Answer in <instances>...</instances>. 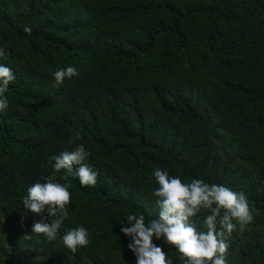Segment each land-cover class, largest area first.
<instances>
[{
	"label": "trees",
	"instance_id": "1",
	"mask_svg": "<svg viewBox=\"0 0 264 264\" xmlns=\"http://www.w3.org/2000/svg\"><path fill=\"white\" fill-rule=\"evenodd\" d=\"M0 48L15 75L0 111V264H136L120 229L158 219L155 167L243 192L253 221L231 234L227 264H264V0H0ZM68 66L79 75L54 86ZM78 144L95 186L52 168ZM48 175L71 193L54 241L23 204ZM78 226L90 243L73 254L62 237Z\"/></svg>",
	"mask_w": 264,
	"mask_h": 264
},
{
	"label": "clouds",
	"instance_id": "2",
	"mask_svg": "<svg viewBox=\"0 0 264 264\" xmlns=\"http://www.w3.org/2000/svg\"><path fill=\"white\" fill-rule=\"evenodd\" d=\"M23 31L30 33L31 27L25 26ZM2 59H6V53L0 48ZM53 75L54 86H60L65 79L76 77L79 72L75 67L68 66ZM14 80L12 70L0 64V111L9 107L6 92ZM81 138L79 132H74L69 143ZM90 156L91 152L83 144H78L72 151H63L51 157L50 163L54 161L52 168L55 172L64 170L65 180L68 176H75L82 186H95L98 173L88 163ZM152 176L159 185L153 192L159 209L158 219L146 224L144 215L130 214L127 224L120 229L130 239L128 248L134 253L136 264H174L163 247L154 243V239H162L164 244L177 250L178 264H227L231 234L237 228L243 233L253 221V209L245 194L202 179L184 183L179 176H171L167 169L159 167L154 168ZM69 187L58 182L53 175L42 176L28 187L27 195L23 197L24 207L41 214L40 220L33 224V233L43 234L48 241L56 240L69 216ZM201 212L208 213L202 221L198 218ZM24 239H31V236L25 235ZM62 242L75 254L79 248L90 243L89 232L84 226L69 229Z\"/></svg>",
	"mask_w": 264,
	"mask_h": 264
}]
</instances>
